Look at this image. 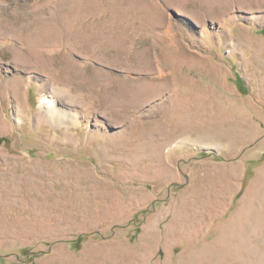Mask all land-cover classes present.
I'll return each mask as SVG.
<instances>
[{
  "label": "rangeland",
  "instance_id": "obj_1",
  "mask_svg": "<svg viewBox=\"0 0 264 264\" xmlns=\"http://www.w3.org/2000/svg\"><path fill=\"white\" fill-rule=\"evenodd\" d=\"M0 264H264V0H0Z\"/></svg>",
  "mask_w": 264,
  "mask_h": 264
},
{
  "label": "bare ground",
  "instance_id": "obj_2",
  "mask_svg": "<svg viewBox=\"0 0 264 264\" xmlns=\"http://www.w3.org/2000/svg\"><path fill=\"white\" fill-rule=\"evenodd\" d=\"M23 38V37H22ZM45 39H47V38H45ZM32 40V39H31ZM37 42V44H41V43H43V42H45L44 41V38L43 39H41V40H39V41H36ZM34 43V42H33ZM34 45V44H33ZM32 45V46H33ZM36 45V44H35ZM34 45V46H35ZM39 46V45H38ZM41 46V45H40ZM47 47V46H46ZM33 48V47H32ZM36 48H38V47H36ZM54 49H56V48H54ZM50 50H51V47H50ZM41 51V50H40ZM163 70V69H162ZM159 72H161V70L159 71ZM163 72V71H162ZM161 72V73H162ZM70 75V74H69ZM73 76H71V78H72ZM67 79H68V77H67ZM68 80H70V79H68ZM65 81V80H64ZM90 81V80H89ZM68 82V81H67ZM71 83H73V82H71ZM90 86V85H89ZM101 88V87H100ZM74 90V89H73ZM80 90V89H79ZM75 91V90H74ZM60 92V91H59ZM95 93H97L96 92V90L94 91ZM99 92V91H98ZM56 93H58V92H56ZM56 93L52 90V89H45V90H42V92H41V95H40V104H41V106L43 107V109L49 114V116H52V117H55V118H60V109H58V107H57V105L55 104V103H58V98L56 97ZM73 93V92H72ZM94 93V94H95ZM93 94V93H92ZM100 94H101V92H100ZM96 96V95H95ZM99 96V95H98ZM98 96H97V99H98ZM101 96H102V94H101ZM104 96V95H103ZM91 97V96H90ZM93 98V97H92ZM104 98V97H103ZM95 99H96V97H95ZM96 99V100H97ZM105 99V98H104ZM92 100H94V99H92ZM99 100V99H98ZM102 99H100V101H101ZM99 101V102H100ZM103 101V100H102ZM103 103V102H102ZM90 104H93V103H90ZM107 104V103H106ZM59 105V104H58ZM96 105V104H95ZM98 105V104H97ZM105 105V104H104ZM91 106V105H90ZM104 107V106H103ZM87 108V107H86ZM95 108V107H94Z\"/></svg>",
  "mask_w": 264,
  "mask_h": 264
},
{
  "label": "trees",
  "instance_id": "obj_3",
  "mask_svg": "<svg viewBox=\"0 0 264 264\" xmlns=\"http://www.w3.org/2000/svg\"><path fill=\"white\" fill-rule=\"evenodd\" d=\"M82 239H83V236H80V237H78V240H75V241H76V243H79V241L82 240Z\"/></svg>",
  "mask_w": 264,
  "mask_h": 264
}]
</instances>
